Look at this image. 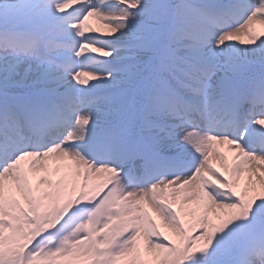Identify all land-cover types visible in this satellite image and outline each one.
Returning a JSON list of instances; mask_svg holds the SVG:
<instances>
[{"label": "snow or ice", "instance_id": "snow-or-ice-1", "mask_svg": "<svg viewBox=\"0 0 264 264\" xmlns=\"http://www.w3.org/2000/svg\"><path fill=\"white\" fill-rule=\"evenodd\" d=\"M0 264H264V0H0Z\"/></svg>", "mask_w": 264, "mask_h": 264}, {"label": "rangeland", "instance_id": "rangeland-1", "mask_svg": "<svg viewBox=\"0 0 264 264\" xmlns=\"http://www.w3.org/2000/svg\"><path fill=\"white\" fill-rule=\"evenodd\" d=\"M92 23H95L94 21H91Z\"/></svg>", "mask_w": 264, "mask_h": 264}]
</instances>
